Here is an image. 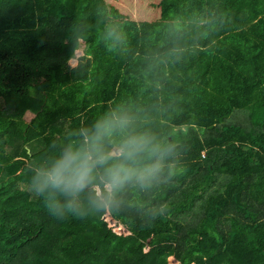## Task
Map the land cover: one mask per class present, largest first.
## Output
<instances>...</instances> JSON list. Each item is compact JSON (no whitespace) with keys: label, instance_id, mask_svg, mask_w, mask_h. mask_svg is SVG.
Masks as SVG:
<instances>
[{"label":"trees","instance_id":"1","mask_svg":"<svg viewBox=\"0 0 264 264\" xmlns=\"http://www.w3.org/2000/svg\"><path fill=\"white\" fill-rule=\"evenodd\" d=\"M98 1L0 0V264H168V244L180 264H264V75L262 100L233 108L220 123H134L173 149L171 162L183 174L120 194L109 211L129 237L112 231L107 212L57 221L30 193L31 170L106 113ZM90 28L93 42L72 66ZM164 203L167 213L149 221ZM141 232L154 234L145 253L137 246Z\"/></svg>","mask_w":264,"mask_h":264},{"label":"rangeland","instance_id":"2","mask_svg":"<svg viewBox=\"0 0 264 264\" xmlns=\"http://www.w3.org/2000/svg\"><path fill=\"white\" fill-rule=\"evenodd\" d=\"M98 2L104 6L109 46L106 112L119 108L134 123L208 127L220 123L233 108L254 107L262 100L264 0ZM97 13L91 11L88 20L96 23ZM93 37V28L82 34L72 66L78 65ZM32 117L27 113L28 121ZM111 150L115 154V147ZM104 218L113 232L132 234L110 211ZM153 236L136 235L143 253ZM167 249L168 264H180L172 244Z\"/></svg>","mask_w":264,"mask_h":264},{"label":"clouds","instance_id":"3","mask_svg":"<svg viewBox=\"0 0 264 264\" xmlns=\"http://www.w3.org/2000/svg\"><path fill=\"white\" fill-rule=\"evenodd\" d=\"M74 139L78 142H67L48 163L32 169L28 181L30 193L57 221L102 216L117 206L127 187L148 191L183 174V165L171 162L173 149L137 131L134 118L119 108L77 129ZM113 139L118 143L111 145ZM167 211L162 204L149 221Z\"/></svg>","mask_w":264,"mask_h":264},{"label":"crops","instance_id":"4","mask_svg":"<svg viewBox=\"0 0 264 264\" xmlns=\"http://www.w3.org/2000/svg\"><path fill=\"white\" fill-rule=\"evenodd\" d=\"M133 35H135V32H132V33L130 34V37L133 36ZM136 36L138 37V34H136ZM136 36H135V37H136ZM131 42H132V41H131ZM131 42H130V44H131ZM108 48H109V46H107V48H106V46H105V49H106V50H105V53L107 52ZM127 49L130 50L129 48H127ZM107 78H108V77H107ZM113 143H115V142H113ZM115 144H116V143H115Z\"/></svg>","mask_w":264,"mask_h":264},{"label":"water","instance_id":"5","mask_svg":"<svg viewBox=\"0 0 264 264\" xmlns=\"http://www.w3.org/2000/svg\"><path fill=\"white\" fill-rule=\"evenodd\" d=\"M142 234H146L145 232H141Z\"/></svg>","mask_w":264,"mask_h":264}]
</instances>
